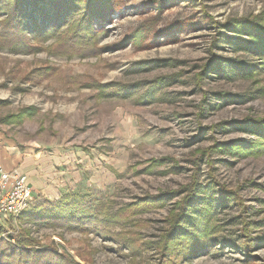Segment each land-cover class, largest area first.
Wrapping results in <instances>:
<instances>
[{"label": "rangeland", "instance_id": "1", "mask_svg": "<svg viewBox=\"0 0 264 264\" xmlns=\"http://www.w3.org/2000/svg\"><path fill=\"white\" fill-rule=\"evenodd\" d=\"M262 14L264 0H111L109 11L91 20L94 45L103 46L99 55L0 49V118L35 109L19 124L0 121V131L48 147L75 139L98 149L102 163L107 156L112 182L81 192L110 213L121 207L124 216L111 231H126L138 246L18 218L4 225L1 237L14 244V236L27 229L34 248L67 253L79 264H158L155 247L140 242L160 238L183 197L172 191L193 182L196 203L223 187L238 203L230 199L215 212L220 227L210 251L188 259L174 255L173 263L263 262L264 240H257L264 239V152L234 154L226 147L259 139L264 59L247 50L246 34L225 27ZM33 19L41 18L36 12ZM45 66L49 73L41 71ZM103 84L128 85L131 92L101 94ZM148 84L156 87L155 99L138 100ZM155 198L158 205L140 212L125 207ZM44 199L36 197L28 210ZM221 237L236 244L220 243Z\"/></svg>", "mask_w": 264, "mask_h": 264}, {"label": "trees", "instance_id": "2", "mask_svg": "<svg viewBox=\"0 0 264 264\" xmlns=\"http://www.w3.org/2000/svg\"><path fill=\"white\" fill-rule=\"evenodd\" d=\"M110 2L111 0H0V49L6 48L11 52H37L40 49H48L50 53L68 56L76 54L80 57H86L88 54L99 55L103 46L100 48L94 45L96 37L91 20L104 16L110 9ZM36 12L41 18L40 22L33 19ZM263 22L264 14L225 27L233 30L237 36L246 34L249 37L247 41H244L247 50H251L264 59ZM50 39H53L50 45L41 46ZM214 68L217 67L214 66ZM50 70L51 66L41 67L43 73H49ZM31 78L32 75L26 76L28 80H32ZM85 83L87 86L92 85L91 81ZM155 88L148 84L146 91L138 100L142 99L147 102L154 100ZM99 90L105 95L126 94L131 92V87L103 84L100 85ZM34 110V107H26L16 114L1 117L0 121L19 124L25 118L30 117ZM259 130V139L254 142L235 144L227 146L226 149L234 154L264 152V122ZM144 168L146 167L140 170H145ZM181 186L180 189L172 191L174 194H182L183 197L174 204L177 208L170 211L168 226L163 229L160 238L155 242H140V246L155 247L160 255L158 264H174V257L180 254L183 255L182 259H188L191 255L201 251H210L212 246H215L212 245L216 241L214 235L220 227L215 222V212L221 204L226 205L230 199L237 202L236 195L223 187L220 190L215 189L217 192L213 190L214 192L206 195L205 200L199 204L195 202L196 184L190 182ZM156 199L155 203L152 201L148 203L149 201L144 199L131 202L125 207L140 212L146 210L148 206L158 205ZM103 208L104 203L97 202L89 193H65L56 201L44 199L42 202L35 203L33 208L22 213L18 220L45 223L83 234L97 233L104 238L110 237L117 241L119 239L118 243L122 247L138 246L137 240H134L136 243L128 241L129 237H125L127 236L126 231L124 233L111 231V227L119 224L124 216L123 209L120 207L110 213L108 209L103 210ZM3 230L4 225L0 223V264H79L67 253L58 255L48 249L34 248L28 238L27 229H22L14 236V244L1 237ZM217 239L220 243L224 240L232 246L236 244L235 241H229L223 237ZM263 240L260 238L257 241L262 242ZM245 246L249 247L248 241ZM78 256L85 261L81 253ZM241 264H264V261L246 260Z\"/></svg>", "mask_w": 264, "mask_h": 264}, {"label": "crops", "instance_id": "3", "mask_svg": "<svg viewBox=\"0 0 264 264\" xmlns=\"http://www.w3.org/2000/svg\"><path fill=\"white\" fill-rule=\"evenodd\" d=\"M78 143L75 139H63V147H48L36 140L20 142L2 130L0 163L7 170L26 175L36 197L58 199L62 194H79L90 187L101 190L113 180L107 156L102 163L105 158L98 149H85ZM104 153L110 154L109 150Z\"/></svg>", "mask_w": 264, "mask_h": 264}, {"label": "built area", "instance_id": "4", "mask_svg": "<svg viewBox=\"0 0 264 264\" xmlns=\"http://www.w3.org/2000/svg\"><path fill=\"white\" fill-rule=\"evenodd\" d=\"M35 199L27 176L7 170L0 163V223H14L22 213L28 211Z\"/></svg>", "mask_w": 264, "mask_h": 264}]
</instances>
